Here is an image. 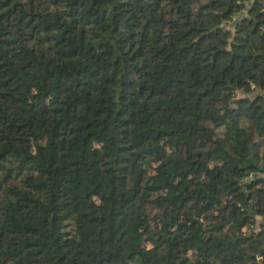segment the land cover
<instances>
[{"label":"trees","instance_id":"16d2710c","mask_svg":"<svg viewBox=\"0 0 264 264\" xmlns=\"http://www.w3.org/2000/svg\"><path fill=\"white\" fill-rule=\"evenodd\" d=\"M263 172L264 0H0V264H264Z\"/></svg>","mask_w":264,"mask_h":264},{"label":"crops","instance_id":"0c3cea01","mask_svg":"<svg viewBox=\"0 0 264 264\" xmlns=\"http://www.w3.org/2000/svg\"><path fill=\"white\" fill-rule=\"evenodd\" d=\"M262 220H264V219H261V218L259 217V220H258V221L261 222Z\"/></svg>","mask_w":264,"mask_h":264},{"label":"water","instance_id":"95a60500","mask_svg":"<svg viewBox=\"0 0 264 264\" xmlns=\"http://www.w3.org/2000/svg\"><path fill=\"white\" fill-rule=\"evenodd\" d=\"M255 162H257V161H256V160H254V163H255ZM261 175H263V176H264V173H261Z\"/></svg>","mask_w":264,"mask_h":264},{"label":"rangeland","instance_id":"374dc122","mask_svg":"<svg viewBox=\"0 0 264 264\" xmlns=\"http://www.w3.org/2000/svg\"><path fill=\"white\" fill-rule=\"evenodd\" d=\"M264 173V172H263Z\"/></svg>","mask_w":264,"mask_h":264}]
</instances>
